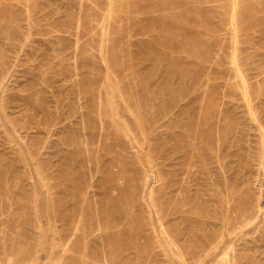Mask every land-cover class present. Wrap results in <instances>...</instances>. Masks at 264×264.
I'll return each instance as SVG.
<instances>
[{"label":"rangeland","instance_id":"rangeland-1","mask_svg":"<svg viewBox=\"0 0 264 264\" xmlns=\"http://www.w3.org/2000/svg\"><path fill=\"white\" fill-rule=\"evenodd\" d=\"M0 66V264H264V0H0Z\"/></svg>","mask_w":264,"mask_h":264},{"label":"bare ground","instance_id":"bare-ground-1","mask_svg":"<svg viewBox=\"0 0 264 264\" xmlns=\"http://www.w3.org/2000/svg\"><path fill=\"white\" fill-rule=\"evenodd\" d=\"M172 2V1H171ZM183 3V2H182ZM245 13V12H244ZM248 16V15H247ZM91 18V17H90ZM19 25V23H18ZM8 26V25H7ZM12 30V29H11ZM249 31V30H248ZM10 33V32H9ZM134 33V32H133ZM91 35V34H90ZM28 37V36H27ZM19 42V41H18ZM197 42V41H196ZM16 43V42H15ZM112 51V50H111ZM215 51V50H214ZM239 52V51H238ZM78 53V52H77ZM112 53V52H111ZM204 53V52H203ZM6 55V54H5ZM218 56V55H217ZM6 59V58H5ZM8 59V58H7ZM7 61V60H6ZM83 61V60H82ZM7 66V65H6ZM1 67V66H0ZM189 70V69H188ZM2 72V71H1ZM5 92V91H4ZM107 104V103H106ZM128 107V106H127ZM144 114V113H143ZM143 118V117H142ZM187 129V128H186ZM200 129V128H199ZM87 131V130H86ZM186 135V134H185ZM188 135V134H187ZM110 142V141H109ZM187 145V144H186ZM186 160V159H185ZM190 168V167H189ZM187 175V174H186ZM207 175V174H206ZM196 179V178H195ZM204 181V180H203ZM228 182V181H227ZM197 185V184H196ZM149 189V188H148ZM191 191V190H190ZM213 194V193H212ZM211 197V196H210ZM203 200V199H202ZM252 204V203H251ZM209 205V203H208ZM207 205V206H208ZM204 208V207H203ZM238 210V209H237ZM206 211V210H205ZM210 212V211H209ZM141 215V214H140ZM223 215V214H222ZM211 216V215H210ZM186 217V216H185ZM222 218V217H221ZM230 219V218H229ZM184 221V220H183ZM250 221V220H249ZM159 222V221H158ZM248 222V221H247ZM193 224V223H192ZM150 225V224H149ZM238 229V228H237ZM236 230V229H235ZM214 244V243H213ZM203 251V250H202ZM217 259V258H216ZM201 260V259H200ZM233 261V259H232Z\"/></svg>","mask_w":264,"mask_h":264}]
</instances>
